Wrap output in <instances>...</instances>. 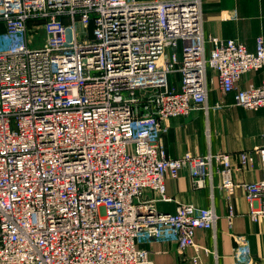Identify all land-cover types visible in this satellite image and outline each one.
Returning a JSON list of instances; mask_svg holds the SVG:
<instances>
[{
  "label": "built area",
  "instance_id": "built-area-1",
  "mask_svg": "<svg viewBox=\"0 0 264 264\" xmlns=\"http://www.w3.org/2000/svg\"><path fill=\"white\" fill-rule=\"evenodd\" d=\"M34 21L42 48L30 47ZM203 25V0H0V264H154L141 238L201 254L195 232L215 229L213 209L169 213L142 198L150 190L172 202L165 179L185 167L202 188L214 163L229 191L232 156L169 158L166 122L208 113L210 70L236 106L264 109V80L238 86L264 70V38L250 51L206 37ZM257 152L262 179L245 186L255 222L264 145ZM239 159L252 165L250 153Z\"/></svg>",
  "mask_w": 264,
  "mask_h": 264
},
{
  "label": "crops",
  "instance_id": "crops-1",
  "mask_svg": "<svg viewBox=\"0 0 264 264\" xmlns=\"http://www.w3.org/2000/svg\"><path fill=\"white\" fill-rule=\"evenodd\" d=\"M204 34L221 40L244 43L250 51L258 38H264V0H203ZM264 70L252 71L242 77L238 86L246 89L260 85ZM208 113L194 111L189 117L173 118L166 122L168 133L162 136L169 158L185 153L195 156L225 153L232 156L234 187L225 191L214 163L213 178L204 187L192 182L189 168L179 172L177 179H165L166 196L172 202H162L158 193L147 190L142 201H153L159 211L173 213L182 204L199 209H213L218 215L215 229L196 230L195 243L203 248L201 254L193 247L180 251L178 244L165 240L141 238L138 247L150 252L154 264H264V219L255 222L250 216V205L245 186L262 179L258 148L264 145V109L254 112L235 105L234 94H224L218 86V76L208 73ZM250 153L252 165L243 166L239 156ZM235 215L230 224L229 212ZM238 238H244L241 254Z\"/></svg>",
  "mask_w": 264,
  "mask_h": 264
},
{
  "label": "rangeland",
  "instance_id": "rangeland-1",
  "mask_svg": "<svg viewBox=\"0 0 264 264\" xmlns=\"http://www.w3.org/2000/svg\"><path fill=\"white\" fill-rule=\"evenodd\" d=\"M28 40L31 48H42L45 44V34L43 31V24L41 21H34L29 24ZM180 78L177 77L170 83L178 85Z\"/></svg>",
  "mask_w": 264,
  "mask_h": 264
}]
</instances>
